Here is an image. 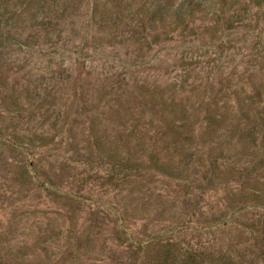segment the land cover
<instances>
[{
    "label": "trees",
    "instance_id": "trees-1",
    "mask_svg": "<svg viewBox=\"0 0 264 264\" xmlns=\"http://www.w3.org/2000/svg\"><path fill=\"white\" fill-rule=\"evenodd\" d=\"M259 25L264 0H0V170L10 175L0 194L9 209L0 218V264H264V53L253 65L219 62ZM188 37L219 56L199 84L103 70L107 51L134 54L132 68ZM15 46L66 55L41 74L69 75L55 94L85 108L83 139L67 122L81 116L77 107L61 126L49 124L36 93L52 96L14 70ZM36 116L46 128L20 127ZM64 138L70 161L43 164L35 151L56 150ZM154 179L175 185L181 218L149 190ZM97 181L116 197L102 206L111 224L85 211L99 207L84 190ZM217 190L223 206L202 213L203 196ZM35 192L58 218L27 204ZM187 216L203 231L218 228L220 242H187ZM136 221L150 234L145 241L132 233Z\"/></svg>",
    "mask_w": 264,
    "mask_h": 264
},
{
    "label": "rangeland",
    "instance_id": "rangeland-1",
    "mask_svg": "<svg viewBox=\"0 0 264 264\" xmlns=\"http://www.w3.org/2000/svg\"><path fill=\"white\" fill-rule=\"evenodd\" d=\"M255 29L256 34H258L256 37H243L246 38L245 40L241 39L242 37H240V39H236L235 42L228 46L230 48L229 51L221 55L219 62H221L224 66H233L234 64H255L256 60H258L264 53V27L259 25L258 27H255ZM44 49L45 50L42 52H37L35 50L26 51L25 49H20L19 47L15 46L10 48L11 51H9V55L13 58L17 57L20 59L19 61L15 62V71H20L21 74L26 76V78L30 76L32 86L45 88V92L52 96L48 97L47 101H42L41 97H43V94H39L37 92L36 101L38 103L36 106L40 105L39 107L41 112L46 110L47 116L50 120L49 124L56 122V127H59L64 121L62 118L63 114L69 112L70 114L74 115V107L77 106L74 105L72 108L69 107L70 99L67 95L68 93L64 95L55 94V89L60 87V84H64L63 80H65L67 84L71 81L69 75H67L61 69V76L55 80L48 74H41V70H43L47 65H50L51 68H58L62 58H64V56L66 57V55H61V53H59L60 51L56 52L53 49ZM133 56L135 55L131 54L130 52H127L126 54V51L124 50H119L117 52L107 51L103 54V61H101L104 64L103 70L106 71L108 75L116 74L119 76V79H122L123 76H125V74H127L130 70H134V76L141 74L148 75L151 77H158L164 81L170 80L169 82H173V80L185 79L186 82H196V84H199L207 75L215 74V58L219 57L215 56L214 49L207 48L203 41L195 39L194 37H188L180 42L155 48L151 54L146 56L145 61L143 60L141 65L129 68L128 63L132 62L129 61L128 57L131 58ZM61 80L62 82L59 84ZM54 95L56 96L53 97ZM84 112L85 108L79 109L78 113L81 114V116L77 117L75 120H72V123L67 121L73 125L76 132H80L77 137L78 140L83 139L82 133L86 131V118L82 116ZM14 125V123L5 124V126L8 128H11ZM46 126L47 124H43L42 119L38 116L20 124V127L36 130H41L46 128ZM67 144L68 138H64L60 142L58 149L36 150L35 154H39L43 164L44 162L48 164L52 160H57L58 162H66L68 160L70 161L72 154L69 150H71V147H69ZM69 165L74 166L73 163ZM75 167L78 169L83 168L77 164ZM9 176V173L4 169L0 170V194L7 186V180ZM149 182V190L153 191L155 196H161V198L165 200V206L171 208V210H174L172 214L175 216V220L181 218L176 217L179 214V208L181 205L177 199L173 198L175 195L174 191L176 189L175 185L163 181L162 179L149 180ZM99 184L100 181H97L94 184L85 187V193L92 195L95 199V202L99 206L94 207L93 205L89 208L86 206L85 211L89 212V210H96L95 212L98 213L100 217L105 218L106 221L110 223L112 222V215L108 210H106L105 206L115 205L116 197L114 198L112 193L106 192L105 189ZM41 195L42 194L40 192L32 193L27 204L35 207L37 206L44 214L49 213L51 214L50 216H56V218H58L59 214L56 213L57 209L52 205L45 204L44 202H46V199L42 198ZM207 196L208 197H206V195L203 196L206 199L203 202H200L199 209L201 208V212L205 214L210 215V212H215L216 214L217 210L223 206L224 193L217 190L215 193H208ZM103 205L105 206L102 207ZM44 208H46V210ZM60 210L61 209L59 208V211ZM8 213V203L0 200V218L2 216H7ZM184 221L189 224L190 228H192L184 234V239L187 242L189 241L194 243L195 240H198V242L201 243H208L215 241L216 244L220 242V238L223 236V233L218 228L203 231L199 225L200 223H197V217L187 216L184 218ZM130 224L132 233L134 234V237H137V239L142 238V240L145 241L146 237L150 235L148 232H143L141 222L136 221L133 223L131 222ZM148 230L151 231L152 235L153 231L156 232L157 229L153 226L149 227ZM175 235L176 239H180V237L183 238L182 234ZM246 236L247 235L243 237V240L247 242L248 238H246Z\"/></svg>",
    "mask_w": 264,
    "mask_h": 264
}]
</instances>
